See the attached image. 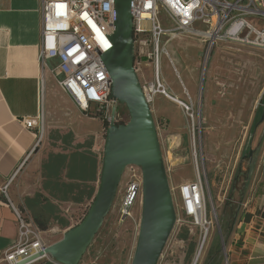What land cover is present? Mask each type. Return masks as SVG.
<instances>
[{"label":"rangeland","instance_id":"374dc122","mask_svg":"<svg viewBox=\"0 0 264 264\" xmlns=\"http://www.w3.org/2000/svg\"><path fill=\"white\" fill-rule=\"evenodd\" d=\"M248 21L258 26L262 24L261 17H251ZM167 40L168 55L162 54L161 60L162 78L170 89L167 88L168 92L191 107V111L163 97L172 106L165 109L159 103L161 96L155 98L156 104L151 110L164 165L168 179L171 181L176 176L177 183L182 179L197 180L200 174L208 216L213 223L207 244L197 252L201 228L193 227L178 212L179 219L158 264H193L194 261L196 264H232L238 258L243 261L252 250L264 252V53L227 41L209 50L202 39L191 34H178ZM181 54L188 60L198 57L195 88L190 95L174 70L176 58ZM142 74L145 79L153 78L149 67L143 66L140 76ZM114 106L117 107L116 120L128 123V108L119 103ZM86 114L98 115V111ZM105 122L99 141L92 143L94 151L102 157ZM23 171L24 168L19 175ZM125 174L112 210L80 264H125L130 249L119 245L118 240L132 231L135 246L142 202L140 217L131 228L123 223L131 220L120 221L119 209L130 181L127 177L140 178L141 170L129 167ZM17 180L12 183L14 186H18ZM170 185L175 197L176 187L172 181ZM176 197V203L180 202L178 192ZM13 204L31 217L25 201ZM137 205L138 201L133 208ZM84 215L74 218L75 226ZM36 227L40 230L38 225ZM43 236L61 238L62 234L49 231L46 235L42 232Z\"/></svg>","mask_w":264,"mask_h":264},{"label":"built area","instance_id":"2783aa9c","mask_svg":"<svg viewBox=\"0 0 264 264\" xmlns=\"http://www.w3.org/2000/svg\"><path fill=\"white\" fill-rule=\"evenodd\" d=\"M114 2L115 0H41V108L37 116L22 120L27 129L36 130L38 139L5 184V194L45 139V72L49 71L53 75L59 88L67 92L84 113L97 109L103 120L109 121L114 103L117 102L110 99L111 80L100 56L113 47L110 35L114 27ZM132 9L135 71L151 106L159 95L170 99L161 71L162 54L168 55L169 37L191 34L202 39L209 50L218 43L227 41L264 53L263 0H134ZM251 17H261L262 24L258 26L248 21ZM52 61L55 62L54 65H51ZM143 66L152 69V79H145L143 74L140 76ZM184 108L191 111L187 104H184ZM142 185L141 177L132 178L128 182L119 209L120 221L133 218L135 203L142 202ZM177 192L180 199L177 205L174 200L177 221L180 212L193 227L201 228L198 252L207 244L213 223L208 216L205 188L200 174L198 173L197 180L180 185L175 191V197ZM8 202L16 217L18 235L2 262L17 264L38 255L45 249V245L42 232L33 219L16 208L13 202ZM193 264H196L195 261Z\"/></svg>","mask_w":264,"mask_h":264},{"label":"crops","instance_id":"0c3cea01","mask_svg":"<svg viewBox=\"0 0 264 264\" xmlns=\"http://www.w3.org/2000/svg\"><path fill=\"white\" fill-rule=\"evenodd\" d=\"M41 21V0H0V264H4L2 260L18 235L9 196L15 203L26 202L43 234L52 231L63 237L75 226L74 218L79 214L82 217L94 201L103 170V157L94 151L92 143L99 141L105 120L99 113L89 116L79 109L48 71L44 73L45 139L23 167V173L19 175L22 168L13 180L18 179L19 187L12 182L7 194L4 192L5 184L38 139L36 130L27 129L22 120L37 116L41 108ZM197 60L195 56L188 60L182 54L176 58L179 81L188 87L189 95L195 88ZM54 64L52 61L51 65ZM160 100L165 109L172 107L162 96ZM96 111L93 109L90 113ZM175 177L171 181L176 189L192 182L182 179L177 183ZM140 205L138 201L133 208L130 224L123 222L128 228L138 221ZM42 238L45 246L61 239ZM134 240L133 231L118 240L119 245L130 249L125 264H132L137 246L133 245ZM244 258L243 261L235 259L232 264H264L263 250H252ZM41 264L57 263L47 259Z\"/></svg>","mask_w":264,"mask_h":264},{"label":"water","instance_id":"95a60500","mask_svg":"<svg viewBox=\"0 0 264 264\" xmlns=\"http://www.w3.org/2000/svg\"><path fill=\"white\" fill-rule=\"evenodd\" d=\"M133 1L115 0L113 47L102 54L111 80L110 99L128 108V123L116 120L112 108L106 130L100 186L83 220L38 255L17 264L50 258L57 264H80L111 212L121 181L129 167H138L142 178V209L132 264H158L177 223L174 197L151 105L135 71Z\"/></svg>","mask_w":264,"mask_h":264},{"label":"bare ground","instance_id":"6f19581e","mask_svg":"<svg viewBox=\"0 0 264 264\" xmlns=\"http://www.w3.org/2000/svg\"><path fill=\"white\" fill-rule=\"evenodd\" d=\"M174 70L176 71L177 70V66H174ZM177 72V71H176ZM177 74H178V72H177ZM164 85H165V87H167V85H166V82H165V80H164ZM168 89H169V87H167ZM170 90V89H169ZM169 97H170V100L172 101V102H177V103H179V104H181V105H184V103L183 102H181L180 100H178L177 99V96H173V94L171 93V91H170V93H169ZM154 104H156V102H154ZM172 189V188H171ZM172 191H173V189H172ZM173 197H174V195H173ZM174 200H175V203H176V197H174ZM176 205H177V203H176Z\"/></svg>","mask_w":264,"mask_h":264},{"label":"trees","instance_id":"16d2710c","mask_svg":"<svg viewBox=\"0 0 264 264\" xmlns=\"http://www.w3.org/2000/svg\"><path fill=\"white\" fill-rule=\"evenodd\" d=\"M105 123H106V128H108V127H109V123H108V121H106ZM87 210H88V209H87ZM87 210L85 211V213L87 212Z\"/></svg>","mask_w":264,"mask_h":264}]
</instances>
